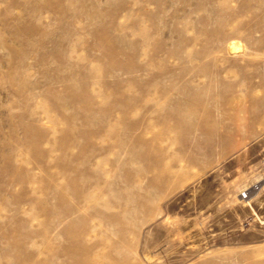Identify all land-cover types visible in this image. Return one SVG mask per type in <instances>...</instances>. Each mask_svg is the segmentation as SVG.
Instances as JSON below:
<instances>
[{"label":"rangeland","instance_id":"rangeland-1","mask_svg":"<svg viewBox=\"0 0 264 264\" xmlns=\"http://www.w3.org/2000/svg\"><path fill=\"white\" fill-rule=\"evenodd\" d=\"M263 175L264 0H0V264H264Z\"/></svg>","mask_w":264,"mask_h":264},{"label":"built area","instance_id":"built-area-1","mask_svg":"<svg viewBox=\"0 0 264 264\" xmlns=\"http://www.w3.org/2000/svg\"><path fill=\"white\" fill-rule=\"evenodd\" d=\"M263 189H264V175L262 176V178H260V180L255 182L252 186H250V188L244 190L240 194V196L242 199H249V196L251 195V193L260 192Z\"/></svg>","mask_w":264,"mask_h":264},{"label":"bare ground","instance_id":"bare-ground-1","mask_svg":"<svg viewBox=\"0 0 264 264\" xmlns=\"http://www.w3.org/2000/svg\"><path fill=\"white\" fill-rule=\"evenodd\" d=\"M99 19H100V17H99ZM141 29H142V28H141ZM140 31H141V30H140ZM147 40H148V39H147ZM228 46H229V48L232 49V50L240 47L239 43H237L236 41H230L229 44H228Z\"/></svg>","mask_w":264,"mask_h":264}]
</instances>
